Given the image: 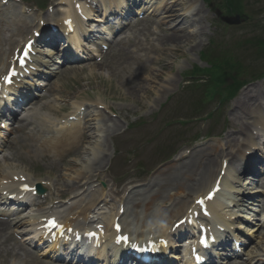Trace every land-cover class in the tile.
Returning a JSON list of instances; mask_svg holds the SVG:
<instances>
[{"label":"rangeland","instance_id":"1","mask_svg":"<svg viewBox=\"0 0 264 264\" xmlns=\"http://www.w3.org/2000/svg\"><path fill=\"white\" fill-rule=\"evenodd\" d=\"M253 1L254 0H251V3ZM53 2L61 3L62 1L53 0ZM211 2L214 4L213 8L215 9V6L220 0H211ZM163 5V3L158 2L153 7V9L157 11V14L162 10ZM252 5L254 19L258 18V20H264V17H262V13H264V0H257L256 4ZM60 6L62 7V5L56 4L53 8L55 11L51 14L52 18L57 16L55 12ZM196 8H202L203 10L199 18H196V21H200L205 30L204 36L196 38V44L200 46L198 51L190 52L189 48H185L181 51L180 55L177 53L173 55L171 53L167 60V64H172L170 65L171 71L170 74L165 72L164 77H173L178 83L173 86L166 85L163 89V84L160 82V87L155 90V96L150 99L151 104L148 106L144 105L146 100H142V98L134 102L127 96L126 87L124 86V72L120 68H117V71H114L115 74L110 73V69L116 68L117 62L113 63L117 53L115 50L116 47L112 50L111 56L104 62L97 64L79 62L70 68L68 65L66 67H64V65L59 67L60 74L57 78L51 77L47 80V82L52 83V88L48 91L50 96L47 97L46 100H43L42 106L38 107L37 111L28 122L25 124L22 123L24 131L15 135L12 134V128L10 129L9 127V133L7 132L1 135V143L11 148L9 150L0 149V154H2L0 158V174H29L36 179L45 180L48 179L50 175L57 180L60 179L61 182L64 181L62 182L63 184L72 186L74 185L73 183L78 181L76 180L77 173H80L82 178H85L83 175L90 177L94 172L91 167V158L94 156L91 157L89 153L92 152L94 148L98 151L107 152V156L109 158L114 157V160H126L124 167L121 164H117V162L116 165L110 163L106 168V177L98 182L90 181L88 184L92 185V187L88 191L85 193L81 192V196L77 199H73V197L70 198L74 205V209H82L86 206V203H83L84 200L90 201L92 195H96L99 198L101 195H108L111 190H120L119 186L125 182L126 186L130 184L128 186L130 188L126 189L128 193L124 197L125 199L128 197L130 191L144 189L158 169L167 167V165L172 163L169 161V163L166 162V164L165 160L172 155L173 152L177 153L172 158V161L177 159L180 155H186V151L191 148L190 139L192 137L203 138V144L200 147L212 146L214 144L219 146L221 140L225 138V134L230 131L229 129L232 124L229 128L227 127V123H231L229 115L233 112L235 103L241 97L244 89L248 86H255L259 92H264V79L258 81L250 80L251 82H248L249 84L247 83L248 85L244 86L233 100L221 107L218 114L219 119L221 117L223 119L221 122L219 119L215 120L216 126L214 124L208 126L210 123L198 121L189 129L182 132L178 125L168 128L167 122L179 121V118L183 117V113L177 111H185L188 100H191V102L194 100L197 101L198 96L202 94V91L197 93L194 85L187 86L184 82V76L195 66H205V64L200 61V56L201 52L210 46V41H213L215 44L211 47L217 46L226 49L229 46L232 50L236 48L240 55L247 58L246 60L249 64H254L257 60L254 62L255 58L250 57V54H252L251 47L244 41L246 39L251 40L254 36L264 39V29L254 28L253 26H255L256 23L250 18L245 24L238 27H225L224 24L215 18L213 8L209 9V7L203 3H196ZM92 20V22L94 23L95 21L96 24V18L92 17ZM155 26H157V24L152 22L131 29L129 39H132L133 35L138 36L143 28L150 30L151 27ZM168 27L181 31L180 26L176 24L172 26L169 25ZM8 28L12 29L13 25ZM187 32L195 35L197 30L195 27H190ZM2 37L4 36L2 35ZM239 59L241 61L238 59L236 60L240 61L242 64V58ZM138 67L139 65H134L132 68H129L130 73L139 75ZM123 68H125V66ZM153 69L158 68L153 67ZM141 71H143V69H141ZM260 71L264 73V63H262ZM144 72L146 73V70ZM260 85H262L263 88H260ZM258 95L261 96L259 93ZM200 96L199 99L202 97ZM81 105L87 106L93 111H99L95 108V105H101V108L107 113L104 115L118 122L120 131L114 136L113 134L107 135L104 131H96L94 137L89 135V139L85 142L81 154H79V156H71V158H67L65 162H61L60 159L52 153L49 154V159L45 158L43 160L41 150L33 153L28 146L22 143L24 135L30 130V125H28L29 122L33 121L38 124L40 123L49 133L45 136V138L49 140L50 137L54 135L55 125H57L55 124V119L62 121L67 115L65 114L67 110ZM215 105L216 103H212L207 106L204 114L212 111ZM106 107L110 108L116 117H114L111 112H108ZM62 108H66V112L61 111ZM94 116L93 114L88 117L89 119L97 120ZM258 121V119L253 118L247 121V123H245L244 120L240 121V123L251 125ZM219 122L220 125L218 124ZM97 124L98 122L95 121V126ZM177 132L180 133L182 138H180L181 136L178 137L176 134ZM209 132H213V139L205 140ZM252 134L256 137L255 131L252 132ZM15 137H17V144L13 143ZM104 146H106V148H104ZM196 148L200 149L198 146ZM147 173L149 174L148 178H146ZM122 176L124 177L121 179ZM120 180L122 182H119ZM102 182L109 185V190L101 191L99 189L98 185H101ZM136 183L140 185L136 186ZM153 193L154 188L151 189V197ZM119 198L121 199V196H119ZM105 202V215L103 216L108 221L109 213H113L117 209L119 202L111 197L108 200L105 199ZM25 210L26 209L19 210V214L22 217L28 213L25 212ZM134 219L135 217H133V220ZM137 220L142 221V218L139 217ZM9 233H12V230H10ZM262 233L263 236H259L255 239L249 251L258 250L259 254L262 256V260H264V231ZM32 237L33 236H30L28 238ZM4 250H6L7 253L0 257V264H50L46 256L48 249L43 247L38 248V246L32 244L31 241L24 238L22 239L19 232L13 235L11 241L5 248H0V253Z\"/></svg>","mask_w":264,"mask_h":264},{"label":"bare ground","instance_id":"2","mask_svg":"<svg viewBox=\"0 0 264 264\" xmlns=\"http://www.w3.org/2000/svg\"><path fill=\"white\" fill-rule=\"evenodd\" d=\"M102 2H105L106 0H101ZM130 1V0H126ZM180 1V2H179ZM179 1H172L171 3H165L166 8V15L164 18L163 24L167 22L172 23H179L182 27H186L183 29L180 33L172 31L170 35L164 36V37H157L155 39V42H151L148 40V37L152 35L151 32H148L146 30H142V35L144 36V41L140 39H136L135 41H127L126 43H121V46H118V52L116 54L115 60L113 63H116V68L110 69V73L115 74L114 71H117V68H120L124 72V86L126 87L127 96L132 99L134 102H137L138 99L146 100L144 105L148 106L151 104L150 99L154 98L155 96V90L160 87V84H163V89L166 85L173 86L176 83H178L173 77H164V73L167 72L170 74V65L171 63L167 64V60L169 58V54L167 50H160V47H168L170 46L172 49V54L175 55L176 53L178 55L181 54V51L185 48H189L190 52H196L198 51V48L200 47L198 44H196V38L201 37L204 35L205 30L202 27V24L200 21H196V18H199V15L201 14L202 9H194L193 12L190 11L192 7V1L191 0H179ZM191 5L190 8H187L186 10L183 9V7L186 8L187 5ZM65 7L71 8L73 6L71 1H67V3H64ZM71 19L72 24L76 25V23L80 22L78 20L77 16H67L66 19ZM82 25L83 23H79ZM40 24L38 23L36 27L41 30ZM190 27H195L197 29V34L191 35L185 32V30H188ZM63 33L66 34V29H61ZM46 32V31H45ZM24 34V30L20 29L19 36H22ZM76 35V36H75ZM79 33L74 34L72 37H69V43L73 44L72 46H76V43H74L75 38H78ZM44 38H48V43L46 44L49 48H55L57 45H59L61 42H63V37L57 35V34H46ZM12 47V46H11ZM65 47V46H64ZM62 48V47H61ZM51 50V49H50ZM50 55H54L53 52H48ZM154 53V54H153ZM157 56H156V55ZM152 56V57H151ZM46 58H49L48 56H45ZM134 65H139L138 74H131L130 69ZM125 66V68H123ZM151 67H157L158 70L150 71ZM143 69V71H141ZM146 70V73L144 72ZM161 82V83H160ZM162 88V87H161ZM255 88V89H254ZM260 88H263L262 85H260ZM258 93L261 95L259 96ZM29 97V95H24L21 98V104L26 101V99ZM143 104V103H142ZM36 105V104H35ZM30 106L28 108V111H34L36 109V106ZM28 107V106H27ZM30 115V112L28 116ZM27 118V117H26ZM256 118L258 120L264 119V92H259V90L255 87H248L246 88L241 97L238 99V101L235 103L233 112H232V129L230 133L226 135L224 138L222 144L220 146H210L207 148H202L199 150L192 151L188 156H184L183 160L180 162H177L173 165L167 166L162 169H158L154 173V177L151 179L152 186L156 189V193L151 198L150 194L147 191H134L128 196V198L124 201V212L122 217L118 215V213H115V215H111V220L108 223L109 226H112L114 223V220L116 218H119L120 221L123 220V218L126 216L128 212H132V208L139 207L142 212L145 214V216H148L150 213V204L152 200H160L163 199V201H166V203L170 202V198H168V192L175 191L176 193L184 192L188 196L194 194L195 192L200 191L203 187L207 185V183H214L215 178L212 176L216 174V169L219 164V168L221 170L222 167V160L224 159H231L230 163L227 168V174L231 172L232 163L241 162L244 167L237 168L235 171L232 169V173L235 177L238 179H244L246 180V185H243L241 182H237V184L240 186L239 191H237V197L234 196L235 200H230V206L234 205V208L237 206L238 203L244 202L246 200H249V197L251 194H260L264 190V160L263 158H259L257 152H259V146H264V130L257 128V122L253 124H237V122L243 121L247 123L250 119ZM91 121L86 123L84 125L85 129H89L91 124ZM101 122L104 123V126L110 130L108 133L114 134L120 131V126L117 121H114L108 117L102 116ZM261 125L262 123H258ZM36 131L27 134L24 139L23 143L29 144V148L31 147V142L36 141L37 137L41 135L42 127H36ZM251 128H256L255 131L258 135L262 136L260 145L254 144V137L252 135H248V132ZM232 133H239L242 135H245L247 137V140L251 145L255 146L256 150L255 152H252V148L246 147V149L249 152L247 153L248 156H246L247 150L243 149V144L241 145L238 141H236V138H233L231 136ZM59 136L58 138H55L54 143H50L47 147L49 149H55L57 144L59 142L63 143L64 145L68 146L69 148H63L61 150V156L65 157L68 154H75L79 156L82 152L81 145L85 143L89 137L88 132L80 133L77 130H68L67 132H61L57 133ZM80 135V139L78 138ZM107 146V145H106ZM104 146V148H106ZM225 147L227 148L225 149ZM245 147V146H244ZM33 149V147H31ZM227 150V151H225ZM241 148V150H240ZM243 149V150H242ZM96 148L93 149L92 155L96 156L93 160H91V165L94 167L95 171H103V163L107 162L108 159L106 157L105 153L98 152ZM234 153V151H236ZM225 155V156H224ZM63 161V159H60ZM258 166L262 167V172L258 174L259 168ZM230 171V172H229ZM249 173H254L255 175H250ZM257 175H259L257 177ZM216 176V175H215ZM87 177L86 179H88ZM235 178V179H237ZM13 181V180H12ZM56 182H61L60 179L53 180L54 188L57 191H82L87 183H76L69 188H59V186H55ZM64 182V181H62ZM224 184V181H223ZM13 186H17L14 183H11ZM34 184L31 186L33 187ZM210 185V184H209ZM151 191V190H150ZM60 195H65L64 192H60ZM72 194V193H71ZM240 196V197H239ZM240 199V202H239ZM258 199L257 203L262 201V199L257 198L256 196H253L250 200ZM1 201H4V199L0 198ZM98 200L102 201L103 206L105 199L99 198ZM138 200V201H137ZM217 201V199H216ZM214 201V203L216 202ZM264 204V200L262 201ZM4 203V202H3ZM164 202H162L163 204ZM249 203V202H248ZM176 205L178 207L177 213L181 215L183 212V209H185V204L183 201L176 202ZM225 209H231L228 206L224 207ZM214 210V208H213ZM176 213V214H177ZM233 212H230V219L233 220ZM175 214V215H176ZM102 214L100 212H97V218H100ZM135 215V213H134ZM225 215V214H224ZM248 215V214H247ZM226 216V215H225ZM219 220L220 225H224L223 222L224 217H222L220 214H217V217ZM241 216H238V219ZM156 220L152 221V224H154ZM65 229L70 228L73 226V223H71V220L61 221ZM18 224V223H17ZM36 220H33L32 226L34 229H36ZM123 224V232L125 234H130L131 232L128 230V228L125 226L124 222ZM158 227L160 226L159 223ZM139 225V224H138ZM137 225V227H138ZM222 225V226H223ZM141 226L143 229L151 227L150 223L146 221H142ZM167 225L164 227L163 231H166L168 229ZM218 227V225H217ZM228 228L230 227L227 226ZM227 228V229H228ZM9 229V224L0 222V248H5L4 245H6L10 241V236L6 235ZM263 230L264 224L260 225V228L257 230ZM77 230V229H75ZM133 234V233H131ZM144 232H140L137 236H142ZM224 237V236H223ZM67 239H71V237H67ZM238 245V243H237ZM54 247L49 248L50 254L59 259L62 257H65L66 252L68 249H63L60 247H57L53 245ZM110 249H116L114 251L120 250V248H115L113 246L106 245ZM58 248V249H57ZM73 250V249H72ZM240 248L236 249L232 255H234L233 259H238L241 257V254L239 253ZM71 253V251H69ZM106 252V247H102L98 251L89 250L88 252L79 251L78 257H83L87 260V262L82 261L81 259L77 261L79 264H115L117 258L110 257L107 255H104ZM6 250L2 251L0 253V257L4 254H6ZM58 253V256L56 254ZM61 253V254H59ZM71 254H74V251H72ZM72 256V255H71ZM120 256V255H118ZM245 256V255H244ZM77 257V256H76ZM75 258V257H74ZM62 260V259H60ZM252 259H248L247 261L243 262H231L232 264H251ZM231 261V259H230ZM63 262H66L64 260ZM70 262H74V260L71 257ZM81 262V263H80ZM226 261H224L225 263ZM226 264H230L227 262ZM258 264V263H256Z\"/></svg>","mask_w":264,"mask_h":264},{"label":"snow or ice","instance_id":"3","mask_svg":"<svg viewBox=\"0 0 264 264\" xmlns=\"http://www.w3.org/2000/svg\"><path fill=\"white\" fill-rule=\"evenodd\" d=\"M26 55H27V53H25V56H26ZM14 74H15V73H13V75H14ZM5 81L8 82V83L11 82L10 79H9V77H7V76L5 77ZM199 203H203V202H202V201H199ZM52 224H53L54 227H57V225L55 224L54 221L52 222ZM117 230H119L118 227H117ZM122 239H124L125 241L127 240V238H122Z\"/></svg>","mask_w":264,"mask_h":264},{"label":"trees","instance_id":"4","mask_svg":"<svg viewBox=\"0 0 264 264\" xmlns=\"http://www.w3.org/2000/svg\"><path fill=\"white\" fill-rule=\"evenodd\" d=\"M215 69H216V70H219V69H220V67H219V66H217V67H215Z\"/></svg>","mask_w":264,"mask_h":264}]
</instances>
